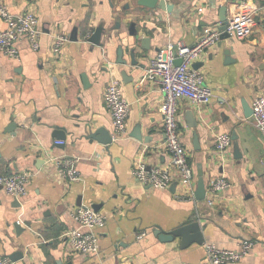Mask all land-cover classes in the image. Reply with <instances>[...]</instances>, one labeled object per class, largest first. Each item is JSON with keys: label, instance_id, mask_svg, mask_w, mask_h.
Segmentation results:
<instances>
[{"label": "crops", "instance_id": "1", "mask_svg": "<svg viewBox=\"0 0 264 264\" xmlns=\"http://www.w3.org/2000/svg\"><path fill=\"white\" fill-rule=\"evenodd\" d=\"M166 1L174 4L171 12L137 0H0L12 14L34 13L41 30L37 50L21 37L16 56L0 51V176L30 173L19 207L0 185V257L16 264H201L205 244L237 249L249 239V252L228 264H264V134L252 116L244 117V107L264 96V0ZM222 6L227 19L233 12L244 17L249 32L219 39L196 62L212 93L209 103L178 101L181 141L196 181L202 170L206 186L217 176L230 182L208 206L204 199L177 198L185 190L175 182L143 185L132 168L141 153L147 168L168 159L158 109L163 93L145 77L148 61L168 44L195 43L204 26L219 24ZM99 24L105 33L95 45L86 37ZM5 28L0 17V31ZM54 34L67 38L59 54L52 50ZM142 37L146 48L131 65L129 46L134 42L140 52ZM119 48L125 65L117 63ZM112 80L130 110L125 133L104 144L91 134L99 128L112 134L103 102ZM222 133L236 137L237 150L232 140L228 153L215 151L214 138ZM58 134L63 144H55ZM63 158L77 159L79 180L67 182L50 162ZM79 205L106 217L94 228L96 255L73 252L62 237L79 227L70 214ZM193 220L201 225L202 244L182 248L179 237L163 242L154 235V226L171 231Z\"/></svg>", "mask_w": 264, "mask_h": 264}, {"label": "built area", "instance_id": "2", "mask_svg": "<svg viewBox=\"0 0 264 264\" xmlns=\"http://www.w3.org/2000/svg\"><path fill=\"white\" fill-rule=\"evenodd\" d=\"M198 11L202 8L198 7ZM0 17L6 23V28L0 31V51L9 56H16L15 43L21 37H26L33 50L39 47L38 17L32 12L12 14L5 6L0 5ZM229 36H244L249 32L246 19L236 13H231L224 29ZM217 24L204 26L195 43L192 45H166L160 49L145 68V77L160 86L163 98L159 104L162 116L165 139L163 148L167 152V162L162 165L146 167L142 153L135 160L132 175L143 185L152 188H168L174 182L184 193H177L176 197L187 200L193 199L196 176L188 161V152L181 141V131L178 119V101L187 99L191 103L207 104L211 99V90L204 85L202 72L194 67L204 53L220 39ZM67 38L62 34L52 37V50L60 53ZM176 60H180L176 64ZM103 102L112 120V139H117L125 133V124L129 114L130 105L124 98L119 82L112 80L103 92ZM252 119L255 127L264 134V96H258L252 101ZM55 144H63L56 140ZM232 145L230 134H217L214 138V149L219 154L228 153ZM59 168V174L67 182L80 179L76 167L77 159L63 158L50 159ZM30 173L20 171L17 173L1 175L0 185L12 198L19 199L27 193ZM230 182L224 176L210 179L206 186L205 202L208 206L214 203V197L227 190ZM79 227L70 228L63 232L64 237L73 252L85 255H96L99 252L98 235L94 228L101 227L106 221L105 215L89 205H79L70 212ZM84 228L85 231H82ZM140 235H144V232ZM253 246V241L246 239L239 243L237 249L219 248L212 243L205 244V261L201 264H228L243 258ZM0 264H16L11 258L0 257Z\"/></svg>", "mask_w": 264, "mask_h": 264}, {"label": "water", "instance_id": "3", "mask_svg": "<svg viewBox=\"0 0 264 264\" xmlns=\"http://www.w3.org/2000/svg\"><path fill=\"white\" fill-rule=\"evenodd\" d=\"M137 4L143 8L149 9V10H154V9H158V10H163L166 12H171L174 8V4H171L169 2H167L166 0H137ZM226 10L227 8L225 6H222L220 8L219 11V29L221 32L220 34V39H225V38H229V34L227 32L224 31L226 24H227V15H226ZM105 31L103 28V24H99L93 31V33L89 36L86 37V39L95 44V45H99L101 42V38L104 35ZM75 34V30L73 32V36ZM132 36L135 37V42L137 39V31L134 30L131 33ZM76 37V36H74ZM77 39V37H76ZM148 38H144L142 37L140 39V45L139 48L141 50H139L140 52H138V50H136V44L133 42L131 43L130 47V64L131 65H136L137 64V60H136V56L137 55H142V50L146 48V42H147ZM122 49L119 48L118 49V55L120 56V59L117 61V63L125 65L127 62L125 60H123L121 58L122 56ZM230 50H225L224 54L225 55H229ZM227 61H229V59H226ZM234 61V60H232ZM176 64L180 63V60H176L175 62ZM197 63L194 64V67L197 68ZM122 74H124L122 72ZM85 81V78H84ZM252 115V108L249 107V110L245 109L244 107V117H249ZM193 127L196 126V121L194 120L192 122ZM106 134V135H105ZM63 135V134H61ZM100 135V136H99ZM196 136V134H195ZM57 139H60L59 134L57 135ZM91 137L99 140L100 142L107 144L110 143L112 141L110 134L107 132V130H105L104 128H99L97 130H95L92 134ZM61 140V139H60ZM232 140L234 141V148H236V150L238 149L237 146V142H236V137L233 136ZM205 194H206V184H205V180L203 178V174H202V170H198L197 171V181H196V185H195V190H194V197L196 200H203L205 198ZM17 203V206H21V204L19 203V201H17L16 199L14 200ZM27 226H30L29 223H26ZM14 228L15 230L19 231L21 230V228L18 226L17 223L14 224ZM201 225L198 221L193 220L188 222L187 224L178 226L177 228H174L171 231H164L162 230L159 226H154L153 232L154 235L161 241L166 242V241H172L173 239L179 237L181 239V247L184 248L186 246H188L191 243H197V244H202L203 243V236H202V231H201ZM12 260H16L13 257H10Z\"/></svg>", "mask_w": 264, "mask_h": 264}]
</instances>
